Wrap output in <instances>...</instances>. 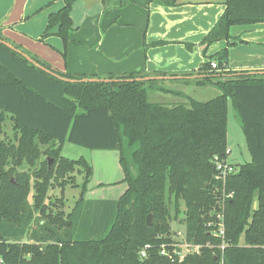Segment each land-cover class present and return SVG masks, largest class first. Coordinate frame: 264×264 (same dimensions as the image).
<instances>
[{
	"label": "trees",
	"instance_id": "16d2710c",
	"mask_svg": "<svg viewBox=\"0 0 264 264\" xmlns=\"http://www.w3.org/2000/svg\"><path fill=\"white\" fill-rule=\"evenodd\" d=\"M62 1L39 40L56 35L65 58L67 45L79 43L70 37L75 30L70 0ZM258 23H264V0H226L224 12L200 42L208 61L196 73L205 76L194 80L196 86L210 84L219 95L172 107L149 101L146 82L135 80L144 77L139 73H63L0 34L1 41L59 77L118 81L67 83L0 43V134L5 119L14 131L11 141L0 138L2 264H264V73L226 76L229 44L206 57L212 44L228 42L230 27ZM228 101L239 118L250 161L226 177L225 193L233 196L219 209L222 185L213 159L226 161L228 156ZM65 142L118 152L126 189L117 201L100 202L90 220H83L80 207L92 169L84 158H64ZM74 173L83 179L78 201L70 213H52L45 204L48 191L60 188L62 196ZM167 198L173 199L175 214L183 202L185 240L201 246L198 254L180 262L157 251L170 240ZM57 202L63 205L62 199ZM218 213L223 214V240L212 234L215 227H207ZM148 215L151 226L146 225ZM79 224L89 235L74 238ZM100 232L105 233L93 237ZM145 245L151 248L141 258Z\"/></svg>",
	"mask_w": 264,
	"mask_h": 264
},
{
	"label": "crops",
	"instance_id": "0c3cea01",
	"mask_svg": "<svg viewBox=\"0 0 264 264\" xmlns=\"http://www.w3.org/2000/svg\"><path fill=\"white\" fill-rule=\"evenodd\" d=\"M225 1L70 0L75 28L70 37L79 45L69 43L63 58V43L56 35L39 40L62 0H0V34L60 72L97 77L139 73L154 78L145 82L161 83L151 89L162 95L154 97L158 104L187 105L188 88L198 87L194 80L205 76L196 73L208 61L200 42L224 12ZM229 35L228 42L212 44L206 57L229 44L226 76L264 73V23L232 26ZM113 152L92 151L98 164L118 163ZM93 179L100 186L114 184L104 167L97 176L93 171L89 182Z\"/></svg>",
	"mask_w": 264,
	"mask_h": 264
},
{
	"label": "rangeland",
	"instance_id": "374dc122",
	"mask_svg": "<svg viewBox=\"0 0 264 264\" xmlns=\"http://www.w3.org/2000/svg\"><path fill=\"white\" fill-rule=\"evenodd\" d=\"M161 84L158 81H148L146 82L145 90L148 93V99L152 103H159L158 100H155V96H162L158 95L159 93H156L154 90H151L155 85ZM169 86V85H168ZM175 86V85H172ZM172 88L173 87H169ZM190 97V99L198 102H206L211 99H214L219 95V91L211 86L210 84L204 85V86H198L194 88H188L187 92L185 93ZM14 137V131L12 128V123L5 119L2 130L0 134V138L5 141H11ZM41 150H44L45 147H40ZM227 151H230V154L227 156L226 161L228 164L231 165L232 168L237 170V167L239 165H242L244 163H248L250 161V156L247 151L245 140L243 133L240 128V121L239 118L236 116L235 112L233 111L230 101H228V115H227ZM118 152L114 151L113 154H117ZM95 153H92V151L78 147L76 145L70 144L68 142H65L62 146L61 155L64 158L70 159V160H77L79 158H84L86 161H94L93 165L88 162V164L91 166L92 173L94 171L95 176L98 174V170L101 171L102 167H104L106 170H108L112 183L114 184H106V186L102 185H96L95 179H93L91 182L87 185L86 190L83 199L84 204L80 207L81 215L83 217V220H90V217L92 213L95 211L94 209L97 207V205H100L99 201L103 200H118L121 195L124 193L126 189V184L123 182H119L121 177L123 176V171L121 168V165L117 160L115 161H108V163H97L95 161V158H93V155ZM43 155L40 157V159H43ZM50 164L48 167L50 168L52 165V160L49 159ZM74 182L73 184H69L64 187L63 194L61 196V189L60 188H52L47 193V199L45 200V204L50 206V211L52 213H56L57 211H62L64 214L70 213L72 209L75 206V203L78 201L81 189L80 186L82 184V176L77 175L76 173L73 174ZM72 177V178H73ZM123 178V177H122ZM99 181V180H98ZM74 185V186H72ZM33 192L31 191L29 196V202H31V195ZM63 200V205H59L57 200ZM257 206L256 199L254 198L251 209H255ZM167 207L169 208V225H170V238L171 239H178L181 240L182 237H184V230H185V207L183 202H179V214H175L174 209V202L173 199L167 198ZM89 218V219H88ZM82 224V223H81ZM87 228V225L85 226ZM83 227L79 224L77 230L74 232V238H83L89 233L84 234ZM105 232H100L96 236H93L95 238L99 237L100 235H103ZM180 234V235H178ZM26 240H23L25 242ZM240 244L243 243V239H240Z\"/></svg>",
	"mask_w": 264,
	"mask_h": 264
},
{
	"label": "built area",
	"instance_id": "2783aa9c",
	"mask_svg": "<svg viewBox=\"0 0 264 264\" xmlns=\"http://www.w3.org/2000/svg\"><path fill=\"white\" fill-rule=\"evenodd\" d=\"M211 69L217 70V64L216 62L210 63ZM227 153H229L227 151ZM213 164L215 166V169L217 171L216 180L221 182L222 188H221V196L219 200V209L224 208V204L228 199L232 198V193H225V180L226 177L229 176L232 173H235L236 170L231 167L230 164L227 163V161H220L217 157L213 159ZM207 227H215V229L212 231V234L215 237L221 238L223 240L224 235V224H223V214L218 213L216 215V222H209L207 224ZM180 235V234H178ZM170 240L168 242H163L159 245L157 248V251L160 256H163L167 258L170 262L174 261H182L186 256H190L193 254H198L199 250L201 248L200 245H194L192 243H189L185 240V237H182L181 240H174L169 238ZM151 248V245H145L139 255L141 258H146L148 250ZM221 250L224 249V244L220 247ZM0 264H2V261L0 259Z\"/></svg>",
	"mask_w": 264,
	"mask_h": 264
},
{
	"label": "water",
	"instance_id": "95a60500",
	"mask_svg": "<svg viewBox=\"0 0 264 264\" xmlns=\"http://www.w3.org/2000/svg\"><path fill=\"white\" fill-rule=\"evenodd\" d=\"M0 43L5 45L7 48H9L10 50L16 52L17 54H19L20 56H22L24 59H26L30 64H32L35 68L52 75L53 77L62 80L64 82L67 83H76V82H81V83H109V82H118L117 80H99V79H82L79 81H75V80H70V79H65L62 77H59L55 74H53L52 72L48 71L47 69H45L44 67H42L41 65H39L38 63H36L35 61H33L31 58H29L27 55H25L24 53L20 52L19 50L15 49L12 45L1 41ZM202 77V76H200ZM150 79H154V78H143V79H135L136 81H146V80H150ZM50 164V162H48V165ZM146 225L147 226H151L152 225V216L148 215L146 218Z\"/></svg>",
	"mask_w": 264,
	"mask_h": 264
}]
</instances>
